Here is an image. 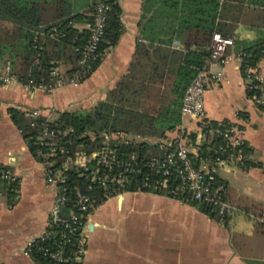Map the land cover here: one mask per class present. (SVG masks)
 <instances>
[{
  "label": "crops",
  "instance_id": "0c3cea01",
  "mask_svg": "<svg viewBox=\"0 0 264 264\" xmlns=\"http://www.w3.org/2000/svg\"><path fill=\"white\" fill-rule=\"evenodd\" d=\"M97 1L37 3L46 19V14L52 13L51 5H71L72 11L82 12ZM116 2L121 32L79 83L49 90L27 89L19 82L0 83V164L18 184L11 206L0 193V264H34L23 254V246L43 231L53 197L43 180L42 163L29 152L9 119V107L38 110L53 120L60 112L88 110L97 101L106 100L121 82L134 89L148 86L160 100L169 96L174 70L185 50L183 40L174 32L177 14L164 0ZM218 2L217 21L232 39L224 54L231 59L211 67L221 66L222 79L207 83L204 115L213 123H234L248 156L244 165L230 162L218 169L229 206L225 218L219 221L215 213L210 216L199 203H178L146 191L111 196L88 213L84 251L74 264H264V95L248 94L251 80L264 86V56L260 53L245 74L237 56L246 43L264 42V0ZM73 26L81 30L87 24L74 22ZM6 64L0 66V74ZM55 65L66 75V63L57 60ZM134 98L151 104L145 91ZM178 126L193 129V123L180 114L173 128ZM195 142L199 145L201 140L195 138Z\"/></svg>",
  "mask_w": 264,
  "mask_h": 264
},
{
  "label": "built area",
  "instance_id": "2783aa9c",
  "mask_svg": "<svg viewBox=\"0 0 264 264\" xmlns=\"http://www.w3.org/2000/svg\"><path fill=\"white\" fill-rule=\"evenodd\" d=\"M107 9L104 0L94 3L88 37L73 49L77 53L76 68L69 77L60 72L57 65H53L50 69L52 84L29 81L22 85L27 89L49 90L59 85L79 83L89 70V61L96 56ZM231 44L230 37L213 32L207 56L184 89L179 114L193 123L192 130L178 126L157 138H143L120 130L103 131L98 135L99 145L95 149L69 152L58 142L62 133L49 126L51 120L47 116H42L38 110L27 111L31 119L43 117L37 133L41 149L36 150L35 154L42 159L43 180L53 197L43 231L26 241L23 254L32 258V249L36 248L51 264L77 263L84 251L86 217L95 207V202L125 192L146 191L167 196L178 203H199L215 213L217 220L223 221L229 206L218 169L230 162L244 165L248 156L244 154V142L234 123L223 121L218 123L220 128H214L205 118L203 94L207 83L216 84L222 79L221 66L214 70L211 67L231 59V56L224 54ZM261 54L264 56V47ZM254 78L257 77L254 75ZM15 82L18 81L9 75L6 64L4 72L0 74V83ZM191 134H194V138H191ZM214 137H218L219 141L207 148L209 152L205 157L200 156L198 146L203 142L209 143ZM195 138L201 140L199 145ZM90 140H94V137H90ZM140 142L159 146L160 152L149 154L144 151L145 155H138L125 153L122 148ZM69 167L80 168L79 175L87 181L85 190L75 189L72 200L64 175ZM1 176L13 178L9 171L2 172ZM67 204H70L69 208L63 213Z\"/></svg>",
  "mask_w": 264,
  "mask_h": 264
},
{
  "label": "trees",
  "instance_id": "16d2710c",
  "mask_svg": "<svg viewBox=\"0 0 264 264\" xmlns=\"http://www.w3.org/2000/svg\"><path fill=\"white\" fill-rule=\"evenodd\" d=\"M104 2L108 9L105 12L102 39L98 43L96 56L89 61V70L85 77L98 64L105 50L115 43L121 32L116 0ZM164 5L172 8L177 14L174 32L176 37L183 40L185 49L180 54L174 70L169 96L160 100V95L151 92L148 86H142L141 89L135 86L134 89V86L121 82L109 93L106 100L97 101L88 110L58 113L57 117L49 122V126L62 133L58 142L69 152L75 149L86 152L95 149L99 145L98 135L103 131L120 130L134 135L160 137L179 123L180 99L208 54L211 34L217 32L224 37L229 35L217 21L221 8L218 0H164ZM93 6L94 4H88L86 10L81 12L72 11L71 5L62 8V5L54 4L51 5L52 13L49 16L46 14L45 19L43 7L37 0H0V66L7 62L9 75L14 76L21 84L29 81L36 84H52L50 69L60 60L68 65L65 73L69 77L76 68L77 53L73 49L84 43L88 37ZM74 22L86 23L87 27L78 30L73 26ZM263 47V41L246 43L241 47L239 57L242 73L255 62ZM250 84L248 94L264 95V86L258 87L256 80H251ZM142 91L149 96L151 104L147 103L148 100L140 101L134 98ZM7 114L12 124L20 131L29 152L41 161L35 152L41 149L37 133L43 117L31 119L27 116V111L13 107L7 109ZM211 124L214 128H220L218 123ZM90 137H94V140H90ZM191 138H194V134H191ZM218 141L219 138L214 137L209 143L203 142L198 146V154L205 157L209 152L207 148ZM122 148L125 153L133 152L138 155H145L144 151L149 154L160 152L159 146L145 142ZM57 162L59 160L55 165ZM5 171H9L8 168L0 164V193L11 206L17 197L18 184L15 177H2V172ZM79 173L80 168L76 167H69L64 171L70 200L74 197L75 189L86 188L87 181ZM103 200L105 199L96 201L95 206ZM69 205L63 208V213L68 210ZM201 210L210 216L213 214L204 205ZM32 259L34 264H51L36 248L32 249Z\"/></svg>",
  "mask_w": 264,
  "mask_h": 264
}]
</instances>
